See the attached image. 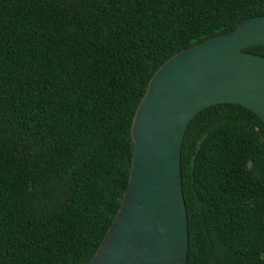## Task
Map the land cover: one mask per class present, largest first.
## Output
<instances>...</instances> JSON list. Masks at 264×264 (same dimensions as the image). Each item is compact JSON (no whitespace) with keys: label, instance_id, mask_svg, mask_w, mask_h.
Returning a JSON list of instances; mask_svg holds the SVG:
<instances>
[{"label":"trees","instance_id":"obj_1","mask_svg":"<svg viewBox=\"0 0 264 264\" xmlns=\"http://www.w3.org/2000/svg\"><path fill=\"white\" fill-rule=\"evenodd\" d=\"M256 15L264 0H0V264H88L127 187L155 71ZM181 164L188 264H264V120L205 107Z\"/></svg>","mask_w":264,"mask_h":264},{"label":"water","instance_id":"obj_2","mask_svg":"<svg viewBox=\"0 0 264 264\" xmlns=\"http://www.w3.org/2000/svg\"><path fill=\"white\" fill-rule=\"evenodd\" d=\"M264 15L184 48L151 77L132 126L129 181L119 209L88 264H188L189 220L182 148L192 119L222 102L264 120Z\"/></svg>","mask_w":264,"mask_h":264}]
</instances>
